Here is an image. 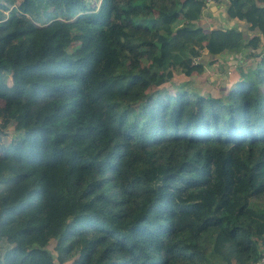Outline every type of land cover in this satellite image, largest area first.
Listing matches in <instances>:
<instances>
[{"label": "trees", "instance_id": "trees-1", "mask_svg": "<svg viewBox=\"0 0 264 264\" xmlns=\"http://www.w3.org/2000/svg\"><path fill=\"white\" fill-rule=\"evenodd\" d=\"M91 2L0 0V264L256 263L264 0ZM244 52L224 98L167 88Z\"/></svg>", "mask_w": 264, "mask_h": 264}, {"label": "rangeland", "instance_id": "rangeland-1", "mask_svg": "<svg viewBox=\"0 0 264 264\" xmlns=\"http://www.w3.org/2000/svg\"><path fill=\"white\" fill-rule=\"evenodd\" d=\"M92 2L96 1L98 2L99 0H90ZM214 2L208 1V5L207 8L210 5L215 6H219V9H221V12L224 10H226L225 8V3L224 0L222 2L221 5V0H213ZM217 1H219V5L217 3ZM91 2V3H92ZM211 2V3H210ZM223 8V9H222ZM11 9V8H10ZM10 9L6 10V14H9ZM211 8H209L210 10ZM207 9V12L209 11ZM213 10V8H212ZM211 12L209 11V14ZM225 14V13H224ZM204 15H205V11H204ZM214 10L212 15H210L209 17H213L214 18ZM212 18V20H214ZM203 19V18H202ZM231 20V18H230ZM216 22H218L217 20H214ZM209 23H213V21H209ZM214 27H221V23L218 22V24H214ZM7 27H10V24H8L6 21L2 22L0 21V30L3 31L5 30ZM209 25L206 24V26L204 28H208ZM212 26H210L209 28H211ZM260 49V48H259ZM245 53L243 54H239L236 56H230V58H227L225 55H223L222 57L218 56L217 57V62L212 64V65H208L209 63V56L205 53L204 55L201 56L200 59L204 60L205 63V70L200 73V74H196L194 76H190L187 77V79H185L182 76V73L180 72H173L172 73V78L174 79L173 81H171L168 85L167 88L170 92H172L175 87H180L181 89L184 88V86L189 87L192 93H203L204 95H210V96H214V97H225L228 93V89L230 86H232L231 84L238 78H241V71H249L250 69H252L253 62L259 61L258 58L256 57H252L249 59H245ZM5 117V112L3 111V105L2 102L0 101V122L2 121V119ZM1 141V138H0ZM2 173H0V177H2ZM264 245V244H263ZM52 245H49V249L51 250ZM58 264V263H57ZM64 264H70L68 263H64ZM264 264V263H262Z\"/></svg>", "mask_w": 264, "mask_h": 264}, {"label": "crops", "instance_id": "crops-1", "mask_svg": "<svg viewBox=\"0 0 264 264\" xmlns=\"http://www.w3.org/2000/svg\"><path fill=\"white\" fill-rule=\"evenodd\" d=\"M222 2H223V0H221V5H222ZM219 5V4H218ZM220 6V5H219ZM219 6H213V5H210L208 8H206L205 9V15L203 14V21L205 22V24H208L209 25V27L210 26H213L214 24H218V22L219 23H221V25L224 27H230V26H235V27H238V28H240V27H242L245 23L244 22H241V21H239V20H237V19H229L228 18V16H227V14H226V11L224 10V12L222 11L221 12V9H219ZM209 8H211L210 10H209ZM212 8H213V10H214V18L213 17H209L210 15H212V13H213V10H212ZM207 9L211 12L210 14H209V11L207 12ZM223 9V8H222ZM225 13V14H224ZM212 18L214 19V20H217L218 22H216V21H214V20H212ZM209 21H213V23H209ZM221 26V27H222ZM209 27H208V29H209ZM227 58H230L231 59V57L230 56H236V55H238V54H234V55H232V54H224ZM223 56V55H222ZM221 56V57H222Z\"/></svg>", "mask_w": 264, "mask_h": 264}, {"label": "built area", "instance_id": "built-area-1", "mask_svg": "<svg viewBox=\"0 0 264 264\" xmlns=\"http://www.w3.org/2000/svg\"><path fill=\"white\" fill-rule=\"evenodd\" d=\"M206 2H207V5H208V1H211V2H214L213 0H205ZM216 1V0H215ZM210 2V3H211ZM262 251H261V257H260V259L256 262V263H254V264H262V263H264V245L262 246Z\"/></svg>", "mask_w": 264, "mask_h": 264}]
</instances>
